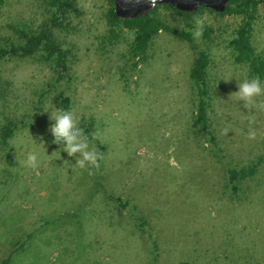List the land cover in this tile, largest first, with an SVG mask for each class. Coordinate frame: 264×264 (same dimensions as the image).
I'll return each mask as SVG.
<instances>
[{
    "label": "rangeland",
    "instance_id": "obj_1",
    "mask_svg": "<svg viewBox=\"0 0 264 264\" xmlns=\"http://www.w3.org/2000/svg\"><path fill=\"white\" fill-rule=\"evenodd\" d=\"M75 1L55 30L71 55L63 79L41 54L0 65V140L4 125H17L0 143V264H264V95L250 109L231 96L236 78L254 77L230 45L243 18L205 11L197 38L196 23L160 7L196 50L161 32L134 68V34L110 26L109 0ZM49 17L43 0H8L0 46ZM252 42L264 58L263 4ZM199 52L210 58L209 133L194 127ZM62 94L79 124L94 125L88 139L100 159L91 174L60 155L47 131L44 110ZM29 149L40 153L36 169L22 166ZM252 169L230 182L232 171Z\"/></svg>",
    "mask_w": 264,
    "mask_h": 264
},
{
    "label": "trees",
    "instance_id": "obj_2",
    "mask_svg": "<svg viewBox=\"0 0 264 264\" xmlns=\"http://www.w3.org/2000/svg\"><path fill=\"white\" fill-rule=\"evenodd\" d=\"M8 0H0V11L4 8ZM46 5L47 13L49 14V21L42 26L40 30L27 31L17 29V40L11 42V45L0 46V65L7 60L13 58H29L41 54L42 60L48 64H55L56 71H59V79H63L68 72L70 63V51L63 48L61 44L57 43L55 37V30L63 27L64 20L71 12H77L75 0H43ZM111 10L109 12V23L112 28L120 29L126 28L133 32L134 40L130 46V54L132 59L137 60L134 63V68L139 64L144 63L148 59V50L154 39L161 33L165 32L180 41L188 42L191 47L196 50L194 39L191 33L185 30H178L171 27L168 23L163 21L158 14L160 7H164L168 11H172L179 18L186 21L187 27L193 28L195 20L201 17L205 11L212 10L200 9L194 14H185L179 12L170 5L157 6L148 16H142L135 20H121L114 13V4L109 0ZM260 4L264 5V0H232L225 13L215 15L225 17L228 15L241 16L243 24L237 32L236 38L231 42L235 61L237 64L246 65L250 68L254 77L259 76L264 81V58L256 53V49L252 42L253 26L256 20ZM210 58L206 52H199L194 61V66L191 71V80L195 89L198 90V105L194 120V127L199 131L202 129L205 133L209 128V114L210 107L209 92L207 90L208 67ZM54 103L57 109L68 110L70 106V99L59 95L55 98ZM79 127L83 130L85 135L89 138L90 132L94 129L93 124L82 122ZM17 125L7 123L2 127L0 143H7V140L12 138ZM198 131V132H199ZM214 140V139H213ZM255 170L250 172H231L230 182L234 184L238 181H244L249 176H253ZM236 190V189H235ZM8 262H4L7 264Z\"/></svg>",
    "mask_w": 264,
    "mask_h": 264
},
{
    "label": "clouds",
    "instance_id": "obj_3",
    "mask_svg": "<svg viewBox=\"0 0 264 264\" xmlns=\"http://www.w3.org/2000/svg\"><path fill=\"white\" fill-rule=\"evenodd\" d=\"M195 23L197 25V30L194 36L198 38L202 35L204 18H196ZM232 78L225 79L224 81H230ZM236 80L238 90L232 93L231 96H235L238 102L243 101V107L250 109V106H254L255 98L264 95V81H262L259 76L243 80L236 78ZM44 111L50 113V124L47 131L53 138L51 142L59 146L60 155L61 152H66L68 157H75V164H71L80 169H87L89 170V174H91L90 169L98 167V160L100 159L99 153L94 147L90 146L89 139L79 127V122L74 116V113L71 110L65 109ZM254 138L255 133L250 132L249 139ZM40 143H42L43 147L46 149L43 138H41ZM18 147L21 151H25L23 145H19ZM26 151L27 155L21 162L22 166L32 169L38 168L41 163L39 159L40 153L30 149Z\"/></svg>",
    "mask_w": 264,
    "mask_h": 264
},
{
    "label": "water",
    "instance_id": "obj_4",
    "mask_svg": "<svg viewBox=\"0 0 264 264\" xmlns=\"http://www.w3.org/2000/svg\"><path fill=\"white\" fill-rule=\"evenodd\" d=\"M114 13L121 20H135L148 16L157 6L170 5L179 12L194 14L200 9L212 10L215 13L226 12L232 0H112Z\"/></svg>",
    "mask_w": 264,
    "mask_h": 264
}]
</instances>
